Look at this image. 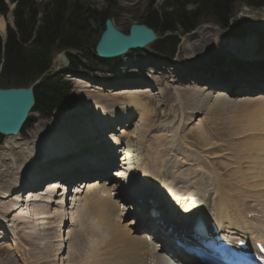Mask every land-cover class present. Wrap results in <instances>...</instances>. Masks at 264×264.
Returning a JSON list of instances; mask_svg holds the SVG:
<instances>
[{
    "label": "bare ground",
    "instance_id": "1",
    "mask_svg": "<svg viewBox=\"0 0 264 264\" xmlns=\"http://www.w3.org/2000/svg\"><path fill=\"white\" fill-rule=\"evenodd\" d=\"M137 2L138 1L135 2L131 1L130 3H126V6H135ZM261 15L264 14L262 13ZM4 27L6 29L5 23L3 19L0 17V33L3 32L5 33ZM115 27L117 30H119L117 26ZM224 36H226L224 33L215 32L210 29L205 30L204 32L201 31L200 36L195 38L194 39L195 41L193 40L194 42L192 41L188 42L186 40L184 41L186 45L179 52L177 56V61H182L184 64L187 63L188 65L190 63L193 64L198 63L200 61V58L203 56H209L213 60L216 58L222 59L223 57H227V58L230 57L231 59L230 60L227 59L228 61H226V64L234 68L230 70L229 69L224 70L223 72H225V74L230 73L232 75V82H231L232 87L227 86V88L223 90L222 93L218 88L215 91H213V94L210 91H208L207 93L206 90L215 89L213 85H217L220 82H215L210 79L202 81L201 75L196 74V72H191L190 69L185 68L180 64L175 68L174 67L169 68L170 70H168L167 72H171V73L170 75L167 76L166 80L168 81V83L173 82L177 84L180 87V89H182L183 94H191L193 92V94L195 95L194 97L196 99V103L199 106V108H197L196 111L199 113H202L203 110L207 112L209 111V109H213L216 101L217 100L220 101V98L218 97H221L222 100H227L225 98L229 97L230 93L242 94L239 95L240 99L238 98L239 99L238 101L245 100L241 103L245 102L247 104L249 103L259 104L260 105L259 112L260 115L263 117V122H264V91H259L252 94L253 91L258 90L264 82V66H260L258 64H250L244 67L241 65L235 66L229 64L230 62L246 63L250 60V57H252L254 61L261 60V58L264 57V54H262L263 52L261 51L256 53V51H254L258 45V41H256L251 36H242L241 38H236V39H225ZM261 49L264 50V47ZM130 52L128 51L127 53L117 57V59L122 60L121 65L119 67H125V68L118 67L116 71L117 77L115 76L111 77V81L108 80L96 81V84L94 85L93 83H95V81H93L94 79L91 78V76L90 77L87 76L85 77V79L84 78L81 79V81L78 80V83L80 84L79 86L80 92L77 95L78 101L75 105V108L81 110L88 108L89 109L95 108L96 109L95 114L93 113L92 110H87V112L88 111L90 112L88 113L86 112L85 114L76 113V112L74 113L70 111H66L64 113L54 112L53 116L55 113L56 116L53 122L49 123L46 129L37 130L33 134V138H27L26 136V139L24 138L23 140H20L21 137L22 138L24 137L22 136V132H20L17 135L3 136L5 137L6 140L5 143L7 142L10 144L9 145L0 144V201L4 202L5 200L10 199V204L7 207L4 204L3 205L0 204V207L3 208L4 211H6L9 214V216L18 210L21 214V218L19 217V220L23 221V222L21 221V223L24 225V228H27V230H29V225H30L31 226L30 229L32 231L31 233L34 235V232L38 231L37 226L39 225V222L37 220L43 218L49 219L51 217L49 206L52 202L57 201L58 202L57 205H59V208H63L62 202H65V200H67L65 195L66 193H64L63 191L67 188L65 182L69 183L75 180H80L78 182L79 184H77L78 186H76V188L75 187L73 188L74 190L73 193H71V195H70V191L69 194L67 193V197L70 196V204L72 205L74 204V206L79 201L82 203L80 204L81 211L76 209L79 212L77 216L73 218L76 220V222H78L77 229L79 231V234L77 235L74 234V236H76L75 238L78 237L80 239L79 236L81 235L80 243L78 242V240L77 242L79 243L80 248L81 245H83V247L84 246L87 247L86 249L87 253L81 255L80 258L82 256L88 255L87 256L88 259H86V262H83L81 264H96L93 263L92 258L91 259L89 258L90 256H93L94 258L95 257L98 258L99 259L98 262L94 261L97 262L98 264H167L165 255L163 254L165 251L164 249H169V250L173 249L177 252H183V250L181 247H178L179 250H177L174 241L172 242L169 237L168 238L163 237V234L166 233L165 232L166 230L162 225H159V227H157L156 230L154 229V226H156L159 223L158 218H156L153 222L150 223L148 222V220L144 218L145 213L148 212L146 216H148L149 217L148 219H150L152 215H155V213L158 214L159 211L165 210L166 207L168 208L169 211L170 209L175 211V214H177L178 219L181 217H185L187 214L194 215L193 216L194 218L198 215H204L202 217L208 218V220H216L218 222L219 227L222 230V234L224 233L229 234V235L224 234L223 235L224 237L232 236L234 240H243L246 243H248V240H251L253 242L259 241L261 245L264 246V167L260 168V166H258V164L255 163L256 168L258 166L257 169H260V172L257 171L258 173H255L254 171V173H251L254 167L250 165L245 166L246 167L245 169H247V171L245 169L244 171L246 172L247 175L248 185L244 182L246 180L243 179V182L247 186L246 187L247 189L244 186H242L243 188L246 189V191H248L247 192L249 193L248 198L250 199L252 198L254 201H256V199L259 200V205L256 206V209L260 206L259 211L257 212L256 210H252L249 208L248 210L247 209L240 210L237 208H233L229 205L230 203L227 202V200H225L226 201L225 207L227 206L230 207L227 209L224 207L223 209L224 212L222 210L221 213L219 212V210H217L220 213L218 215V219L214 218L216 215L210 216V214L209 215L206 214L207 202L205 201L207 200L203 199L202 196L198 194L200 190L196 193L193 190L195 186L199 187L197 183L198 182L200 183V181H202L200 178L197 179L199 173L196 168L192 169L191 167L187 166L186 170L181 169V170H185V173L184 171L180 170V174L184 173L182 175H185L186 180L184 181V184L187 185V189L189 188L188 189L189 193L187 192L188 195L185 196L186 192H184L181 188L182 192H184L185 195L180 199L178 198L179 201H176L175 203H172L171 200V196H172L171 194L173 193L169 194L170 188L169 187L167 188L165 184L166 178L168 179V177H171L170 175L168 176L171 166L168 164H167L168 167L165 166L166 174L164 179H161L162 181L161 183L158 180H156V178L154 179V181L152 180V174H150L149 172V166L151 165L150 163H152L150 162V157H148L147 153H145V156H143L142 154H141L142 157L139 156V154L142 153L144 149L142 148V142L144 140V137L148 134V131L145 130L144 128H146L147 126L150 129L151 115H150V110L148 108L151 99L149 97L147 100H142L141 98L138 97L137 94L139 92L141 93L153 92V88L151 87L153 85L137 88L131 84L137 85L138 82L143 83L144 81H146V79L148 80L154 75H149V74L144 75V71L147 70L146 68H144V64H146V60L140 58L142 56H140L139 53L137 54L135 53L133 56H131V58L127 59V57H130ZM256 55L260 56V59H256L255 58ZM137 58L140 59L137 60ZM135 59L137 63L139 62L136 65V67L134 66V68H129V69L126 68L128 63L134 62ZM261 65H264V61ZM228 66H226V68H230ZM162 70L164 71L165 68H162ZM240 70L243 73L240 72ZM203 74L205 75L206 73ZM179 76H181L182 78L181 83L176 82V79ZM209 77L211 78L214 77L217 80L218 78L219 79L222 78L221 75H215V76L209 75ZM188 78H193L195 81H193V83L190 81L189 83L187 82ZM227 78H228L227 76L224 77L225 80L229 79ZM120 79H126L128 82L125 84H122L121 82L119 85L125 87L128 86L126 87V89L128 88L127 90H134V92H130L129 95L127 96H122L121 94L124 93L123 89L120 90L121 88H117V87L114 90L110 89L112 88L111 83H116L115 81ZM86 80L89 81L91 80V82L89 83ZM186 82L188 85L185 87ZM201 84H203L205 87H202ZM159 88L158 90L160 91V93H162L163 91L161 90V88L160 89ZM262 89L264 90V87ZM205 92L207 93V98H209V101L206 103L204 102V104H202L203 103L202 101H204L202 97L205 95ZM110 94L111 95L117 94V95L115 97H109L111 96ZM161 97H163V93ZM204 97H206V95ZM200 101L202 103H200ZM238 101L235 102L233 101V102L237 103ZM75 108L73 109L74 111ZM146 110L149 111L145 113ZM197 112L196 114H199ZM153 115L156 116L155 114ZM137 116H138V120H137L138 123H135L136 124L135 128L132 132V135H130V133H128V130L130 126L133 125V121ZM199 121L201 122V120ZM199 121L195 126V128H197L198 136L200 139L202 140L206 139L208 141L209 139L206 136L205 132L203 131L202 125ZM119 126H121L120 129L118 128ZM116 133H120V134L118 135ZM10 140H18L19 143L21 141L24 140L25 141L22 144H18L13 141L10 142ZM119 143H121V146H124V150L119 158L120 167L116 168L114 170V173L111 172V179L115 181L117 179H120L122 182L121 184H124V182H126L125 180H123L124 176L128 177L129 179L132 178V180L126 182V184H124V187H121V190L118 187L119 184L114 183L112 181L110 182L112 186L114 185L115 190L110 188L109 184L107 183V180H104L102 183H99L98 180H93V179H92L93 181H89L90 180L89 178L92 177L97 178V176H105L107 167L114 166L113 155L114 153H116V151L117 152L119 151L118 148ZM86 144H87V148L82 149V147L85 146ZM102 144L109 145L110 148L100 149ZM147 146L146 148H149ZM64 150L67 151L66 154H64L65 153ZM98 150L101 151L103 150L105 154L104 153L100 154V152L98 154ZM29 157H31L30 161H28ZM184 157L183 158L186 159L187 162H189V160L191 159L188 158L189 159L188 160L186 156ZM197 157L198 156L195 157L196 161L198 160ZM262 157L264 158V154L262 155ZM61 158L65 161H61ZM140 160H143V167L145 168L144 171L143 168L140 167L138 163ZM191 160L192 161L194 160V156L193 159ZM58 161H60L61 163H59L57 167L55 166V164ZM153 161H157V159ZM194 163L192 165H194ZM186 165H188V163ZM198 165H201V163ZM198 165L197 167H199ZM195 166L196 165H194V167ZM23 167H25V170H22ZM242 167L244 166H241V168ZM256 168H254V170ZM49 169L52 170L48 172ZM161 171H163V169ZM245 172L243 173L245 174ZM159 173L160 172H158V174ZM78 177H83V178L78 179ZM243 178H245V176ZM239 180L237 179L239 184H241L240 181L242 180L240 181ZM157 181L159 185H157L156 183ZM38 182H45L44 186H46L47 188L46 189L41 188L39 189V191H37L38 187L36 186L35 189L33 190L27 189L24 192V194L27 195L25 198L23 194L20 196L19 193L22 189L28 188L32 185H37ZM58 183H61L62 192L58 193L59 190H57L47 194V192H49L47 190L58 186L57 185ZM239 184H237L238 187ZM248 186L250 187L248 188ZM235 188L237 189V187ZM243 188L242 191L245 190V189L243 190ZM43 189L47 192L42 191ZM133 189H135L137 195L135 194ZM240 189L238 188V191ZM181 190L179 191L181 192ZM137 191L141 195H139ZM111 192L114 195L113 198ZM53 193H55V196L58 195L60 200H57L58 198L56 199L52 197L51 194ZM80 194H82L81 195L82 199L79 198V201H77ZM134 194L135 196H137L136 199L137 200L139 199L140 202V204L138 203L139 206L137 208V214L140 220L139 222L141 223L142 226L149 228V230H151L152 232L153 231L157 232L156 236L157 237L160 236L161 241H156V243H159L162 246V252L160 251L159 253H156L155 247L158 246V244H156L155 242H151L148 237L152 235L149 234L144 235V233H141V229L139 226L131 228V226L133 225L131 223H134L133 221L129 224L125 222L124 225H122L121 223L124 211H121L119 209L120 208L119 201L121 202L125 198L134 199L133 198ZM150 195L157 198L156 203L155 202L150 203L148 201ZM241 195H243V193ZM61 196L63 197L61 198ZM253 200L251 201L253 202ZM23 202L25 204H27L26 202H29L27 204L28 209L22 207V205L24 204ZM65 203H67V201ZM224 203L223 205L222 204L220 205H222L223 207ZM218 205L217 207H219ZM129 207H131V205H129ZM125 208H127L126 205ZM131 209L132 208H130V210ZM212 209L210 208V210ZM218 209H220V207ZM217 211H215V214ZM53 212L55 214V211ZM255 213H260V214H255ZM8 214H6L5 217H3V215H0V225H1L0 228H6L7 223L10 221V220L8 221ZM48 214L50 215L48 217H45ZM59 215H60L59 218H61L62 215L61 223L62 221L64 223V219L67 218L68 213H65V216H64V212L60 213ZM53 216L54 215L52 214V219ZM183 219L184 218H182V220ZM188 219L183 220L184 225L182 226L184 227V232L186 234L189 233L191 230V225L188 222ZM27 221L29 225L27 224ZM2 222L4 223V225L2 224ZM45 223L48 224L47 222ZM99 224L104 225V227L107 230L104 232L105 230L103 229L104 227H100ZM62 227L64 228L65 225L63 224L62 226H59L58 231L57 229L55 230L56 232H58V234L55 232L57 237L56 240L55 237L53 236L55 240V245L53 243L52 244L56 248H54L51 245L50 241L47 243V244L50 243L51 248L53 247L52 249L53 257L55 258L56 255L60 253V250L62 248L61 246L64 245L63 235L65 233V230L63 229V233H62V229H61ZM45 228H47V226ZM53 228L56 227L54 226ZM71 232L72 231H70V233ZM103 232L104 235L108 238V241L103 236ZM1 233H0V239L2 238ZM102 238L106 242L105 251L102 248L103 246L102 243H105L102 240ZM29 239L30 238H25L26 241H31ZM31 239H33V237H31ZM44 240L41 239L40 241H44ZM47 249L49 248H46V252ZM67 250L69 251V249ZM46 252L44 253V256L46 258L50 257L49 255H47ZM48 252L50 253V251ZM76 253L75 254L73 253L74 258H77L76 256L79 255V252L78 254ZM105 253L108 255L107 257L104 255ZM74 258L72 257L71 254V261L74 264H77ZM77 261L79 260L77 259ZM83 261H85V259ZM47 264H49V261L47 262Z\"/></svg>",
    "mask_w": 264,
    "mask_h": 264
},
{
    "label": "rangeland",
    "instance_id": "2",
    "mask_svg": "<svg viewBox=\"0 0 264 264\" xmlns=\"http://www.w3.org/2000/svg\"><path fill=\"white\" fill-rule=\"evenodd\" d=\"M34 1L39 2L40 0H34ZM41 1L44 3L46 0H41ZM131 1L133 2L138 1V2L135 6H126V3H130ZM164 1L165 0H155V3L161 4ZM82 2L88 5V7L94 8L97 11L102 10V9L105 10L106 11L105 16H108V18H110L114 22L115 26H117L119 30H121L123 33H127L128 27L131 24H141V23L145 24L144 18H145L146 11H147V4H148L147 0H82ZM191 8H193V6H189V5L187 6V9H191ZM233 8H234L232 12L233 17L231 18V20H229L227 25L225 24L226 26L221 25V24H218L219 26H216V24L212 21L201 22L200 21L201 19H199L200 22L196 25V27L193 30L189 32H186V31H183L182 29L177 28V32L173 33L171 31H168L167 33L164 34L160 30L156 29V34L159 37V39L164 38V37L168 38L169 35L170 36L176 35L177 43H176L175 49L170 54L157 52L152 48L151 44H148L142 50H135L131 52L129 51L130 57H127V59H129L135 53L136 54L139 53L140 56H142L140 58L146 60V64H144V68H146L147 70L150 69L148 71L145 70L144 75L146 74L154 75L148 80L146 79V81H144L143 83L140 82V83H137V85L131 84L135 87H144V86L153 85L151 86L153 88V92H146V93L139 92L137 94L138 97L141 98L142 100H147L149 97L151 99L150 105L148 108L150 110V115H151L150 129L147 126L146 128H144L145 130L148 131V134H147L148 136L146 135L144 137V140L142 142V148L144 149H143V152L139 154V156H141V154L145 156V153H147L148 157H150V162L152 163L154 162L153 164L150 163L151 165L149 166V172L150 174H152V180L154 181V179L156 178V180H158L161 183L162 182L161 179H164L165 174H166L165 166L168 167V165H170L171 172L169 171L168 176L170 175L171 177H168V179L166 178L165 184L167 188L168 187L170 188L169 194L173 193L171 194L172 195L171 200H172V203H175L176 201H179V199L185 195L184 192H186L185 196L188 195L187 192L189 193V190H188L189 188L187 189V185L184 184V181L186 180L185 175H182V174L185 173L187 166L191 167L192 169L196 168L199 173L198 174L199 176L197 177V179L200 178L202 181H200V183L196 182L199 185V187L195 186L193 190L195 193L200 190L198 194H200V196H202L203 199L207 200L205 201L207 202V204L205 203L206 208H207L206 214L208 215L210 214V216L216 215L217 217L215 216L214 218H217V219H218V215L222 212V210L225 207V204H226L225 200H227V202L230 203L229 205L233 208H237L240 210H243V209L248 210L249 208L252 210H256L257 212L259 211L260 206L256 209V206L259 205V200L256 199V201H254L252 198L251 199L248 198L249 193H247L248 192L246 191L247 186L245 185V183L248 185V179H247V175L244 169L246 168L245 166H249V165L256 168L255 163L258 164L260 168L264 167V165H262L264 164V158L262 157V155L264 154V148H263L264 122H263V117L260 115V112H259L260 105L256 103H249V104L245 102H244L245 104L241 103L245 101V100L238 101L240 99L239 95H242V94L230 93V96L225 98L227 100H222L221 97H218L220 98V101L219 100L216 101L213 109H209V111L207 112L203 110L202 113H199L196 111V109L199 108V106L196 103V99L194 97L195 95L193 94V92L191 94H183L182 89H180V87L177 84L173 82L168 83L166 78L171 73V72H167L168 70H170L169 68L170 67L175 68L176 66L180 64L181 66L190 69L191 72H196V74L201 75L202 81L210 79L215 82H220L217 85H213L215 89L206 90L207 93L208 91H210L213 94V91H215L217 88L222 93V91L225 90L227 86L232 87L231 85L232 75L230 73L225 74V72H223L224 70H227V69L230 70L234 68L226 64V61L231 59L230 57L228 58L223 57L222 59L216 58L217 60L216 59L213 60L209 56H203L200 58V61L198 63H195V64L190 63L188 65L187 63L184 64L182 61H177V56L179 52L186 45L184 41L186 40L188 42H191V41L194 42L195 41L194 39L200 36L201 31L204 32L205 30H208V29L213 30L215 32L224 33L226 35L224 36L225 39H236V38H241L242 36H251L256 41H258V45L254 51H256V53L262 51L263 52L262 54H264V50L261 49L264 47V29H263L264 23L262 20L263 15H261L262 13L264 14V6L259 5L257 3L253 4V2H250V3L236 2ZM0 17L3 19L5 26H6V29L4 27L5 33L4 32H3L4 34L0 33V38L3 40L6 36L8 27H11V28L13 27V17L11 15H8L7 17H3L0 15ZM103 22L104 21H101V20L96 21V22L91 20L88 22L90 35H89V46H87V48L85 49L86 52L85 51L82 52L77 49H65V51H68L65 53L68 60L69 59L75 60V58L77 57L78 60L80 61L81 64H78L77 66V70L79 71L77 72L78 75L76 76L69 75L67 74V71L58 73L57 71H59L60 68L55 69V71L50 70L46 73V76L53 75L56 72L62 75L65 78V80L68 81L70 85V93L74 97H76V99H77L78 93L80 92L79 90L80 84L78 83V80L81 81V79L83 78L85 79V77L91 76V78L94 79L93 81H95V83H93L95 85L96 81H101V80L111 81V77L113 76L117 77L116 71L118 67L121 65L122 60L121 59L119 60L117 58L108 59L106 61L107 66L106 65L102 66L101 65L102 63H100L101 61L97 59L94 54V46L100 36V33L104 29ZM56 54L58 53L56 52ZM140 58H137V60H139ZM255 58L260 59V56L256 55ZM52 61H53V58H52ZM263 61H264V57H262L261 60L259 61H254V59L250 57V60L246 63L230 62L229 64L235 65V66L241 65L244 67L250 64H258L260 66H264V65H261ZM1 62H2V59L0 58V67H1ZM138 63L135 59L134 62H129L126 68L128 69L134 68V66L136 67ZM225 65L230 68H226ZM119 68H125V67H119ZM162 68H165L164 71L166 73L162 70ZM240 72L242 71L240 70ZM246 72H249V71H246ZM203 73H206V74L204 75ZM209 75L210 76L221 75L222 78L220 79L218 78L219 80L218 81L214 77L213 78L209 77ZM223 76L224 77L227 76L229 79L227 78L228 80H225ZM181 80L182 78L181 76H179L176 79V82L181 83ZM86 81H88L89 83L91 82V80L90 81L86 80ZM190 81L193 83V81L195 80L193 78H188L187 82L190 83ZM115 82L116 83H111L112 88L110 89L114 90L116 87L121 88L120 90L123 89L125 94L122 93L121 94L122 96H127L129 95L130 92H134V90H127L128 88L126 89V87L128 86L125 87V86L119 85L121 82L122 84L127 83L128 81L126 79H120ZM187 82L185 83V87L188 85ZM201 85L202 87H205L203 84ZM158 86L163 91L162 92L163 97H161L162 93H160V91L158 90L159 88ZM263 87H264V82L261 85V87L258 90H254L253 93L264 91L262 89ZM81 91H84V90H81ZM206 92H205L206 97H204L205 95L202 97L204 101L201 100L203 103L200 101V103L202 104H204V102L206 103L209 101V98H207ZM101 94H104V93H101ZM116 95H111L109 97H115ZM205 98H206V101H205ZM77 101L78 99L76 100V103ZM233 101L234 102L238 101V102L234 103ZM76 103L71 104L70 108L57 109L53 111V113L54 112L64 113L66 111H70L74 113L76 112V113L85 114L87 110H92L94 114L96 113L95 108H92V109L88 108L84 110L77 109L75 108ZM74 108H75V111L73 110ZM149 110H146L145 113ZM196 112L199 114H196ZM53 113L51 117L44 118L42 117L43 115L35 109L31 113L27 123L23 127L22 136L24 137L23 138L21 137L20 140H23L24 138L26 139V136L27 138H33V134L37 130L46 129L48 124L52 123L53 120L55 119L56 113L54 114V116H53ZM153 114H155L156 116H154ZM137 120H138V116L134 119L133 125L130 126L128 130V133H130V135H132V132L135 128V125H136L135 123H138ZM199 120H201V122ZM198 121L201 123L203 131L208 137L209 139L208 141L206 139L202 140L199 138L197 128H195ZM118 128L120 129L121 126H119ZM116 134L119 135L120 133H116ZM261 140L263 141V143ZM5 141H6L5 137L0 136V144H6V145L10 144L7 142L5 143ZM11 141L16 142L18 144H22L25 140L21 141L20 143L18 142V140H10V142ZM146 146L149 148H146ZM105 147H107V145L102 144L100 149H104ZM86 148H87V144L82 147V149H86ZM118 148H119L118 152L120 153L123 152L124 146L120 145V147ZM184 148H187V149H184ZM76 152H79V151H76ZM98 152H101V150H98ZM117 154L118 153L116 152V156H118ZM195 155L198 156L197 161H196ZM184 156H186L187 159L188 158L193 159V156H194V160L192 161L191 159L190 160L188 159L189 162H187L186 159H184L185 158ZM119 157L120 156L116 157V164L118 166L108 169L109 171H107V173L114 171L116 168H119L120 164L119 162H117V159L119 160ZM30 158L31 157L28 158L29 159L28 161L31 160ZM156 159L157 161H153ZM192 162L193 163L195 162L194 163V165H196L195 167L194 165H192L193 164ZM197 162L198 164L201 163V165H198ZM138 163L140 167L143 168V171H144L145 168L143 167V160H140ZM184 163L186 164L188 163V165ZM240 164H243V165H240ZM197 165L199 167H197ZM241 166H244V167L241 168ZM254 168L251 173H254V171L255 173H258L257 171L260 172V169L256 168L254 170ZM162 169L163 171H161ZM181 169H185V170H181ZM22 170H25V167H23ZM172 170H175V171H172ZM180 170L184 171V173L180 174ZM245 170L247 171V169ZM154 172L156 175L154 174ZM158 172L160 173L158 174ZM243 172H245V174ZM244 176L245 178H243ZM237 179L242 180V181L239 180L241 184H239ZM243 179L246 180L244 181L245 183L243 182ZM79 181L80 180H76V182H79ZM113 181L114 183H117V184L121 182V180L120 181L113 180ZM158 181L156 182L157 185H159ZM38 184L42 185V184H45V182H38ZM237 184H239V187ZM242 186H244L246 189L243 188ZM235 187H237V189ZM249 187L250 186H248V188ZM181 188L184 192H182ZM238 188L241 190V191L239 190L240 192L238 191ZM242 188L243 190L244 189L245 190L242 191ZM39 189L40 188H37V190ZM179 190H181V192ZM242 193L243 195H241ZM21 194H24V193L20 192V195ZM81 195L82 194H80L77 201H79V198L82 199ZM56 199L60 200L59 196H56ZM251 200H253V202ZM26 203L28 204L29 202H26ZM52 203L49 206L51 215L50 214L46 216L44 215L45 217H48L50 215L51 219L43 218V219L37 220L39 222V225L37 226L38 229L36 228L38 231L34 232V235L31 233L32 232L30 229L31 226L28 224V221H27V224L29 225V230H27V228H24V225L21 223L22 220H19V217L21 218V214L18 210L9 216V214L6 211H4L3 208L0 207V213H1L0 215H3V217H5L6 214H8V221L10 220L6 225V228H0L2 232V233L0 232L2 235L1 236L2 238L0 239V264H47L48 261H49V264H55V262L56 264H74L71 261V254H72V257L74 258L73 253L75 254L76 252H77L76 254H78L79 252V255L76 256L77 258H74L75 262L77 264L86 262V259H88L87 257L88 255L82 256L81 258L80 256L87 253L86 252L87 247L86 246L83 247V245H81V248H80L79 243H80L81 235L79 236L80 239L78 237L77 239L75 238L76 236H74V234L76 235L79 234V231L77 229L78 222H76V220L73 218L77 216L79 212L78 210L81 209L80 204L82 203L79 201L76 203L77 206L76 205L74 206V204L72 205L70 204V201H68V203H66V206L64 205L63 208H59V205H57L58 203L57 201L52 202ZM219 203L222 205L224 203V206L222 207V205H220ZM0 204L1 205L4 204L7 207L10 204V199L5 200L4 202L0 201ZM27 204L24 203L22 207L28 209ZM217 205L220 207V209H218L219 207H217ZM229 207L227 206L225 208L227 209ZM210 208L211 209L213 208V209L210 210ZM56 210L58 213L56 212ZM217 210H219L220 213ZM53 211H55V214L57 215H55ZM215 211H217L216 214H215ZM62 212H64V216H65V213H68L67 218L64 219V223L63 221L61 223L62 215H61V218H59L60 217L59 214ZM52 214L54 215L53 219H52ZM255 214H260V213H255ZM54 218H56L57 220ZM130 221L134 222V220H130ZM45 222H47L49 225L46 224ZM125 222L126 220L124 221L122 220L121 222L122 225H124ZM2 224L4 225L3 222ZM63 224L65 225V227L64 228L62 227L61 229H62V233H63V229L65 230V233L63 235L64 245L61 246L62 248L60 250V253H58L55 258L53 257V250H52L53 247L56 248L54 245H55V240L57 238L56 233L58 234V232H56L55 230L57 229L58 231L59 226H62ZM99 225L100 227H104V225H101V224ZM46 226L48 230L49 229L51 230L48 231L47 228H45ZM54 226L56 228H53ZM103 229H105L104 232L107 230L105 227ZM70 231L72 232L70 233ZM104 232H103V236L108 241V238L104 235ZM53 236L55 237V240ZM31 237H33V239H31ZM43 237L45 238V240ZM73 237L75 240L73 239ZM25 238H30L29 240L31 241H26ZM41 239L44 240L45 242L40 241ZM77 240L79 243L77 242ZM49 241L51 245L53 246L52 248H51L50 243L47 244ZM74 241L75 243L77 242L78 245L77 243L75 244ZM44 244L45 245L47 244V245L45 246ZM102 244L103 246L102 245L101 246L105 251L106 242ZM46 248H49L47 249V252H46ZM67 249H69V251H72V252H69ZM80 249H81V252H80ZM48 251H50V253ZM45 252L47 253V255L50 256V257H47L48 260L44 256ZM106 253L104 255L107 257L108 255ZM89 258L90 259L92 258L93 263L98 264L97 263L99 261L98 258L96 257L94 258L93 256H90ZM77 259L79 261H77ZM80 259L82 262L80 261ZM84 259L85 261H83ZM94 261H97V262H94Z\"/></svg>",
    "mask_w": 264,
    "mask_h": 264
},
{
    "label": "trees",
    "instance_id": "3",
    "mask_svg": "<svg viewBox=\"0 0 264 264\" xmlns=\"http://www.w3.org/2000/svg\"><path fill=\"white\" fill-rule=\"evenodd\" d=\"M145 24L162 33L189 32L201 21L227 25L233 17L236 2L264 6V0H165L156 4L147 0ZM250 1V2H248ZM14 4L10 11V5ZM193 6L187 9V6ZM173 10V11H171ZM105 10L97 11L82 0H0V15L13 17L5 38H0V88L27 87L50 67L52 58L64 49L82 52L89 46L88 22L104 21ZM199 19H201L199 21ZM225 25V26H226ZM176 35L161 38L152 48L170 54L176 46ZM107 66L106 62H100ZM78 58L70 59V71H76ZM88 71V70H87ZM35 106L44 117L57 107H70L75 98L62 75H48L34 89Z\"/></svg>",
    "mask_w": 264,
    "mask_h": 264
},
{
    "label": "water",
    "instance_id": "4",
    "mask_svg": "<svg viewBox=\"0 0 264 264\" xmlns=\"http://www.w3.org/2000/svg\"><path fill=\"white\" fill-rule=\"evenodd\" d=\"M264 23V15L262 16ZM158 37L153 29L145 24H132L128 33L116 29L110 18L105 19L104 29L95 44L94 53L99 59L117 58L130 50L142 49ZM61 51L52 62V70L58 63L67 67L69 61ZM40 78L28 87L0 88V136L17 135L27 120L28 113L35 104L34 88Z\"/></svg>",
    "mask_w": 264,
    "mask_h": 264
}]
</instances>
